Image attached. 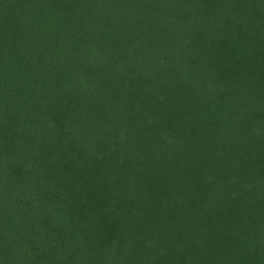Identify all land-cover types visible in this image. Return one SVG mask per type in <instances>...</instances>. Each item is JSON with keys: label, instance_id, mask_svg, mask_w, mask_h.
<instances>
[{"label": "trees", "instance_id": "trees-1", "mask_svg": "<svg viewBox=\"0 0 264 264\" xmlns=\"http://www.w3.org/2000/svg\"><path fill=\"white\" fill-rule=\"evenodd\" d=\"M0 264H264V0H0Z\"/></svg>", "mask_w": 264, "mask_h": 264}]
</instances>
